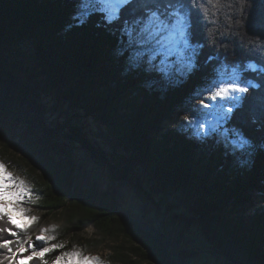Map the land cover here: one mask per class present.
<instances>
[{
    "label": "trees",
    "instance_id": "1",
    "mask_svg": "<svg viewBox=\"0 0 264 264\" xmlns=\"http://www.w3.org/2000/svg\"><path fill=\"white\" fill-rule=\"evenodd\" d=\"M204 3L192 8L195 59L201 70L187 77L169 74L167 69L161 72L146 60L137 64L122 31L124 24H108L99 13L78 19V0H0V124L5 126V116L11 117L29 139L34 124L50 133L34 121L28 108H37L34 97L43 104L60 101L67 113L52 120L82 148H75L73 157L87 153L116 169L154 204L162 202L163 189L168 188V205L176 212L197 216L194 230L205 248L214 249L232 264H264V204L249 212L254 207L251 191L264 186V73L247 67H264V0ZM122 16L130 19L128 11ZM20 42H27L34 53L26 56L7 46ZM213 68L229 72L236 68L245 83L258 87L251 89L234 118L214 134L205 135L200 124L187 122L163 131L164 120H172L177 110L191 108L206 94ZM17 92L25 99H16L13 94ZM71 110L85 113V121L73 122ZM233 131L244 133L250 146H234L230 142ZM48 139L52 140L47 136L43 142L47 150L36 146L32 150L39 155L50 150L59 153L60 148L50 146ZM15 165L11 168L31 180L26 182L31 196L23 204L46 212L44 220L60 215L68 230L80 233L93 227L104 237L113 230L130 237L139 231L147 249L156 253L157 264H175L172 253L177 248L163 245L157 232L142 234L134 221L105 201L100 207L73 200L69 193L54 195L52 184L60 185L53 179L41 182ZM147 206L135 213L145 223ZM0 226L9 225L0 222ZM58 232L52 234L60 242L65 235ZM37 233L31 225L20 235L33 240ZM0 239L15 238L3 233ZM33 243L37 248L42 245L38 240ZM62 252L57 249L43 259L19 260L18 264H53ZM0 255H7L6 250L0 249Z\"/></svg>",
    "mask_w": 264,
    "mask_h": 264
},
{
    "label": "rangeland",
    "instance_id": "2",
    "mask_svg": "<svg viewBox=\"0 0 264 264\" xmlns=\"http://www.w3.org/2000/svg\"><path fill=\"white\" fill-rule=\"evenodd\" d=\"M205 3L207 4V0H205ZM7 46L13 50L24 51L26 56L34 53L27 42ZM13 96L16 99H25V95L18 92L16 96L15 93ZM33 100L37 108L34 110L30 106L31 108H28V110L31 115H35L36 118L33 117L34 121L39 125L43 124L50 133L43 132L41 130L43 127L38 128L34 124V132H32L29 139L26 134L21 133L17 122L14 123L11 117L5 116L4 121L7 126L0 124V161L5 163L8 171L27 183L31 181L28 176H25L23 171L17 172L14 168H11V164L16 163L15 166L30 173L41 182L53 179L54 182L58 183L60 187H57L54 183L52 184L54 195L69 193L73 200H87L98 205L101 201H105L106 205H113L126 219L134 221L140 227L142 234L143 232H157L156 236L159 237L163 245L169 246L170 243L175 246L177 251L173 250L172 253L175 264H228L218 258L214 249L203 246V240L199 235H196L194 230V227L199 222L197 216H193L190 212H176L172 206L167 204L170 199V196L167 195L168 188L165 187L163 189V192L166 193L161 197L162 202L157 201L154 204L151 199H147L143 193L139 192L134 185L124 180L116 169L112 170L106 167V164L102 161L94 159L87 153L85 155L81 154V157H73V150L82 148L75 145V141L68 134V131L62 132L60 130L58 132L59 127L57 128V126H59V123L52 120L59 113H61L59 114L61 118L67 113L65 104L52 99L48 104L41 103L39 98ZM198 104L199 101L196 105H192L191 108H183L182 111L177 110L172 114V120H164L160 124V128L163 131L177 128V123L186 122L185 117L192 116V110L196 109ZM71 113L70 117L73 118V122L74 120L77 122L85 121V113L79 114L74 110H71ZM74 116H76L75 119ZM43 118H45L46 123L43 122ZM198 119H194L192 123L199 125L200 123L214 121L213 116H203ZM55 131L58 132L57 135H54ZM63 135L65 138H63ZM35 136L39 138L37 141L34 139ZM47 136L52 138V140L48 139L51 142L50 146L60 148L59 153L50 150L47 154L39 155L36 153L37 150L36 152L32 150L35 146L47 150V144H43V142H47ZM70 139L73 140V143ZM99 139H102V136ZM99 139L95 137V140ZM31 141L35 143L32 144ZM67 174L69 175L66 176ZM146 176L149 179L148 175ZM151 180L154 181L152 178ZM69 187L70 190L68 189ZM261 188H264V186H260L257 191H251L254 207L250 208L249 212L264 204V191ZM146 205L150 208L149 210L146 209L145 212H149L147 214V223H145V220V222L139 220L135 214L138 212L137 208L144 212ZM99 206L102 207L101 205ZM23 207L29 209V211L24 213L26 217H37V220L29 223V226H36L38 232L32 241H36V236L44 229H48L45 235L54 237V239L47 241V246L63 244L64 247L61 249L63 252L79 251L82 256H98L101 264H132L134 262L138 264H157L156 253L147 249L139 231H137V236L135 237H130L117 230H113L104 237V234L93 227L88 228L85 232L76 233L75 230H68V226L65 225L60 215L56 217L52 215L48 217L49 219L44 220L43 215L46 212L36 206L32 207L23 204ZM58 231L65 235L60 242L57 241V234H52L54 232L59 233ZM199 249L206 250L202 252ZM207 252L211 255H207ZM26 261L27 259H23L21 263ZM90 264H98V262L92 261Z\"/></svg>",
    "mask_w": 264,
    "mask_h": 264
},
{
    "label": "snow or ice",
    "instance_id": "3",
    "mask_svg": "<svg viewBox=\"0 0 264 264\" xmlns=\"http://www.w3.org/2000/svg\"><path fill=\"white\" fill-rule=\"evenodd\" d=\"M200 2L203 0H78L77 17L86 20L99 13L108 24L122 22L123 34L137 64L146 60L161 72L167 69L169 74L191 77L201 70L198 59H195L198 53L193 44L195 34L192 19V8L199 9ZM136 4L141 7L134 9L133 5ZM185 4L190 7L186 8ZM124 11L130 13V19L122 16ZM247 67L264 73V67L257 69L255 64ZM253 87L258 85L245 83L236 68L230 72L226 68H213L205 88L206 94L198 98V107L192 110L191 117H185L186 122L191 124L202 115L213 116L215 123L208 121L199 126L205 135L216 133L234 118V111L245 103ZM214 108L219 111L213 113L211 110ZM230 135L234 137L230 141L234 146L243 148L251 144L242 132L233 131ZM30 196L31 187L8 171L5 163L0 161V222L9 225L0 226V234L7 233L15 238L0 239V249L7 252V255H0V264H18L19 260L25 258L29 261L37 257L43 259L45 254L64 247L63 244L45 246L47 241L54 239L45 235L48 229L36 236V240L42 242L39 248L34 245L30 235L21 238L20 233L27 232L29 223L37 220L35 216L24 215L29 209L24 208L23 203ZM26 252L30 254L25 257ZM92 261L101 264L98 256H82L79 251H65L55 257L53 264H90Z\"/></svg>",
    "mask_w": 264,
    "mask_h": 264
},
{
    "label": "water",
    "instance_id": "4",
    "mask_svg": "<svg viewBox=\"0 0 264 264\" xmlns=\"http://www.w3.org/2000/svg\"><path fill=\"white\" fill-rule=\"evenodd\" d=\"M34 99L37 100V98H35V97H34ZM43 122L46 123L45 118H43ZM59 131H60V130L58 129V132H59ZM63 138H65L64 135H63ZM70 141L73 143V140H72V139H70ZM158 225H159V224H158ZM199 250L202 251V252H205L206 249H199ZM217 256H218V258H219L220 260H223V261H225V262L228 263V264H232L230 260L226 259V258L223 257L222 255H220V254L217 253Z\"/></svg>",
    "mask_w": 264,
    "mask_h": 264
}]
</instances>
